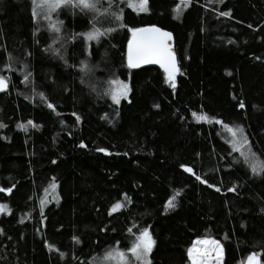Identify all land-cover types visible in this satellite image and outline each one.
I'll return each mask as SVG.
<instances>
[{
	"label": "trees",
	"instance_id": "obj_1",
	"mask_svg": "<svg viewBox=\"0 0 264 264\" xmlns=\"http://www.w3.org/2000/svg\"><path fill=\"white\" fill-rule=\"evenodd\" d=\"M89 2L0 0V264H191L197 237L264 264V0ZM144 25L173 70L129 65Z\"/></svg>",
	"mask_w": 264,
	"mask_h": 264
},
{
	"label": "water",
	"instance_id": "obj_2",
	"mask_svg": "<svg viewBox=\"0 0 264 264\" xmlns=\"http://www.w3.org/2000/svg\"><path fill=\"white\" fill-rule=\"evenodd\" d=\"M153 28L160 31H139ZM161 33H169L170 36H163ZM153 48H158L159 51L153 52ZM130 54L133 62L138 64L137 67L144 64H155L170 71L176 66V46L173 34L169 29L160 25H144L137 28L128 42V63ZM145 58L152 62L146 63Z\"/></svg>",
	"mask_w": 264,
	"mask_h": 264
},
{
	"label": "rangeland",
	"instance_id": "obj_3",
	"mask_svg": "<svg viewBox=\"0 0 264 264\" xmlns=\"http://www.w3.org/2000/svg\"><path fill=\"white\" fill-rule=\"evenodd\" d=\"M42 3L44 4L45 2L42 1ZM132 5L136 10H140L139 9L140 7H138L135 3H133ZM130 90H131L130 79H125V78L116 79L113 81V85L111 89V98L114 102H116L113 99V96H117L119 98V103H121L123 99L130 98ZM0 206H6L3 211H0V215L2 213L10 212V206L7 203L0 202ZM148 232L152 240L153 239L152 235L149 230ZM137 252L141 253V258L143 259L144 263H148L150 261V257H149L150 252H147L146 255L142 254V249H137ZM189 257L191 260V264H223L224 247L220 241L214 238L197 237L189 249ZM250 257L252 258L251 260H249ZM250 257L248 258L246 264H260L258 256L253 254Z\"/></svg>",
	"mask_w": 264,
	"mask_h": 264
},
{
	"label": "snow or ice",
	"instance_id": "obj_4",
	"mask_svg": "<svg viewBox=\"0 0 264 264\" xmlns=\"http://www.w3.org/2000/svg\"><path fill=\"white\" fill-rule=\"evenodd\" d=\"M59 2L72 3V0H59ZM146 3H147V0H143V3L140 5V10H146V7H145ZM78 5H82L85 8L94 7V5L89 2V0H78ZM56 6H57L56 4L52 5V7H56ZM139 31L159 32L160 30L153 28V29H142V30H139ZM87 35H88V39L89 40L94 38V34L93 33H88ZM161 35L170 36L169 33H161ZM152 51L153 52H158L159 49L158 48H153ZM145 62L147 63V62H152V61H150L147 58H145ZM156 62H158V61H156ZM129 65L131 67H137L138 66L137 63L133 62L131 54L129 55ZM170 78H171V73H170ZM6 86H7L6 85V81L2 77H0V90H3V88H5ZM174 86L175 85H173V87ZM113 99L116 101V103H119V98L117 96H113ZM49 107H52V105H49ZM241 107H243V105H241ZM199 119H207V117L206 116H202V117H199ZM239 131H242V129H240ZM189 171H191V169H189ZM254 171H255V169H254ZM177 195H178V193H177ZM174 200H175V196L168 201V207L169 208H172V207L175 206L174 203H173ZM5 207L6 206H0V211H3L5 209ZM120 207H122V205H120V204L115 205L113 207V211L118 210ZM138 239H139V243H137L131 249V251L135 255H137V258L139 259V258H141V253L137 252V249H142V254L146 255L147 252L151 251V247L154 244V241L151 240V236H150V234H149L147 229H145L142 232L141 236ZM120 255L122 256L123 254H120ZM251 259L252 258L250 257L249 260H251Z\"/></svg>",
	"mask_w": 264,
	"mask_h": 264
}]
</instances>
